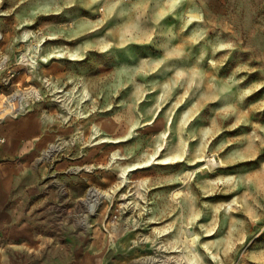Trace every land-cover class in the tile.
Masks as SVG:
<instances>
[{
	"label": "rangeland",
	"instance_id": "1",
	"mask_svg": "<svg viewBox=\"0 0 264 264\" xmlns=\"http://www.w3.org/2000/svg\"><path fill=\"white\" fill-rule=\"evenodd\" d=\"M6 61L3 98L73 132L34 158L57 199L19 203L34 245L1 235V264H264V0H0Z\"/></svg>",
	"mask_w": 264,
	"mask_h": 264
},
{
	"label": "crops",
	"instance_id": "2",
	"mask_svg": "<svg viewBox=\"0 0 264 264\" xmlns=\"http://www.w3.org/2000/svg\"><path fill=\"white\" fill-rule=\"evenodd\" d=\"M44 116L41 111L34 110L28 113H21L18 116H8L0 124V136L5 141L0 145V236L23 238L19 239L24 243V251L31 248L34 244L32 230L26 229V212L14 209L18 208L20 202H27L32 197H37L41 193L43 198L51 201L50 197L56 198L53 188L55 183L52 181H35L32 179L34 173L31 165L39 150L43 148L51 139L58 135L66 136L73 131L69 126H49L44 123ZM15 119V120H14ZM76 156H62L57 163V173H67L73 166ZM70 159V160H69ZM49 171V168L48 170ZM50 172V171H49ZM61 184H63L61 182ZM44 187V188H43ZM69 197L72 188L68 186ZM57 199V198H56ZM4 212V213H3ZM22 219L23 223L19 230H4L5 226L14 219ZM26 218V219H23ZM13 242V241H12ZM16 244L18 241H14ZM85 255L84 264H104L103 261H92L93 256ZM2 263L0 258V264ZM48 262H44L47 264ZM80 264V260L78 262ZM72 264H76L73 262Z\"/></svg>",
	"mask_w": 264,
	"mask_h": 264
},
{
	"label": "built area",
	"instance_id": "3",
	"mask_svg": "<svg viewBox=\"0 0 264 264\" xmlns=\"http://www.w3.org/2000/svg\"><path fill=\"white\" fill-rule=\"evenodd\" d=\"M21 61L22 57L28 58L27 54L20 56ZM29 59V58H28ZM7 61L3 66L0 65V69L3 67H6ZM18 71H15V69H11V75L7 80H4V83L2 85H9L12 84V80L17 75ZM0 85V123H2L8 116H18L21 113L26 110V104L24 103V98L19 99V95H14V93L5 95V98H3L4 90H2ZM20 103V104H19ZM5 141V138L0 136V145Z\"/></svg>",
	"mask_w": 264,
	"mask_h": 264
},
{
	"label": "bare ground",
	"instance_id": "4",
	"mask_svg": "<svg viewBox=\"0 0 264 264\" xmlns=\"http://www.w3.org/2000/svg\"><path fill=\"white\" fill-rule=\"evenodd\" d=\"M27 35V34H26ZM37 93V94H36ZM32 94H34L35 96L38 95V92L36 91H32L29 93V96H31ZM3 97V96H2ZM26 98H28L27 96H25ZM24 94H20L19 99L25 98ZM20 104V103H19ZM187 114V113H186ZM184 118V117H183ZM15 120V119H14ZM169 120V119H168ZM186 121V120H185ZM171 126V125H170ZM163 131V130H162ZM170 132V131H169ZM164 137V136H163ZM167 138V137H166ZM57 149L56 145H52V148L50 150V154L51 155L55 150ZM180 154H174V153H169L167 154L164 158H162L164 160L165 163H173V162H177L178 158L180 157ZM156 159V157H155ZM209 161L212 164H217L219 163L218 159L216 158V156H210L209 157ZM104 196V193L100 192L97 188H92L90 191V195L88 198V204L90 206V209L94 212L97 210L98 205L100 204L102 197ZM122 242V241H121Z\"/></svg>",
	"mask_w": 264,
	"mask_h": 264
}]
</instances>
